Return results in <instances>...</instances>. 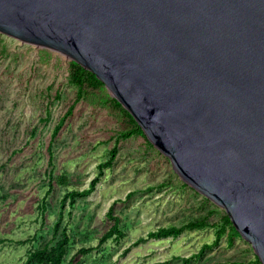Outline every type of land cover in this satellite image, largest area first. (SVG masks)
<instances>
[{"label":"water","instance_id":"obj_1","mask_svg":"<svg viewBox=\"0 0 264 264\" xmlns=\"http://www.w3.org/2000/svg\"><path fill=\"white\" fill-rule=\"evenodd\" d=\"M0 33L95 74L264 264V0H0Z\"/></svg>","mask_w":264,"mask_h":264},{"label":"rangeland","instance_id":"obj_2","mask_svg":"<svg viewBox=\"0 0 264 264\" xmlns=\"http://www.w3.org/2000/svg\"><path fill=\"white\" fill-rule=\"evenodd\" d=\"M70 62L60 53L24 44L0 33V239L8 240L0 243V264H20L25 258L30 244L21 246L18 241L32 234L38 240L51 237L48 223L44 228L35 223V204L38 193L47 183L45 173L52 165L76 174L83 187L96 176L103 148L99 143L106 138L110 123L96 117L91 107L78 106L72 124L56 141L50 142L52 130L66 113L71 99L64 96V101H49L47 88L53 85L63 94L69 92ZM48 110L52 117L45 123ZM112 127L116 128V124ZM50 146L55 154L54 164L49 158ZM125 152L128 154L119 155L94 193L77 199L72 209L66 206V221L77 236L89 234L94 241L97 233L105 230L103 219L112 208L134 236L159 226H181L213 207L220 208L190 186L185 189L170 159L156 148L144 159L137 148ZM130 194L133 195L129 197ZM60 198L52 200L50 214H59ZM213 238V231L185 233L176 239L151 240L123 255L130 246L125 242L82 257V262L230 264L244 260L243 248H252L243 238L236 248H229L223 239L202 257L191 258L199 253L203 242ZM74 253L73 249L71 257ZM174 254L180 258H174ZM251 254H255L253 248Z\"/></svg>","mask_w":264,"mask_h":264},{"label":"trees","instance_id":"obj_3","mask_svg":"<svg viewBox=\"0 0 264 264\" xmlns=\"http://www.w3.org/2000/svg\"><path fill=\"white\" fill-rule=\"evenodd\" d=\"M67 86L69 87L67 94L55 89L53 85L47 88L49 101L51 99L64 101V96L71 99L66 113L52 130L51 144L75 120L78 106L91 107L94 115L103 117L110 123V126L107 129L106 138L99 143V146L101 145L103 148L101 160L96 166V176L87 187H83L77 181L76 174L66 170H58L55 165H52L54 167L51 170L46 171L44 179L47 183L38 193L35 204L37 209L35 223H39L42 228L48 223L51 229V237L38 240V236L32 234L25 240L18 241V245L21 246L30 244V248L20 264H83L82 257H87L98 250H104L111 245L121 246L125 242L130 243V246L124 250L123 255H126L133 247L146 244L151 240L176 239L185 233L205 231H213L214 238L203 242L200 245L199 253L191 258L202 257L207 251H212L218 247L223 239L227 240L229 248L237 247L238 241L242 237L226 211L217 207L209 209L207 213L181 226L175 224L159 226L156 229H150L144 235L137 236H134V232L123 224L120 216L114 214L112 208L103 219L105 230L97 233L94 241L90 240L89 234L82 237L77 236L70 228V222L66 221V206L69 205L72 209L77 199L86 198L94 193L98 184L106 176L107 171L113 168L121 153L128 154L125 151H134L137 148V152L142 153L140 155L144 159L147 154L155 151V147L148 140L131 113L109 94L104 83L95 74L71 61L68 68ZM50 103L48 102V104ZM51 117L52 112L48 110L43 121L48 123L51 121ZM112 124H116V128L112 127ZM48 153L51 163L54 164L55 154L51 146L48 148ZM182 186L188 189L187 184L182 183ZM132 195L130 194L129 197ZM59 196H61L59 199L60 212L52 215L50 214L52 200L56 197L59 198ZM6 241L8 240L0 239V243ZM73 249L75 253L71 257ZM243 251L244 260L231 261L230 264H262L255 254H251L252 248H243ZM77 257L80 258L76 260ZM173 257L180 258L179 255L175 254Z\"/></svg>","mask_w":264,"mask_h":264}]
</instances>
